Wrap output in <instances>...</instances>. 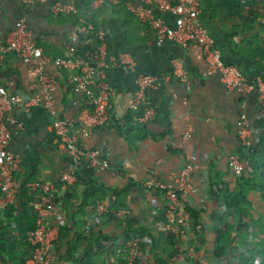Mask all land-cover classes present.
Listing matches in <instances>:
<instances>
[{"label": "crops", "instance_id": "1", "mask_svg": "<svg viewBox=\"0 0 264 264\" xmlns=\"http://www.w3.org/2000/svg\"><path fill=\"white\" fill-rule=\"evenodd\" d=\"M58 2L75 3L78 12L55 13L53 7ZM131 4L140 3L138 0H0V28L4 36L24 19L44 51L43 73L37 70L38 60L26 62L13 49L0 51V86L10 93L44 96L43 74L55 81L52 91L55 114L43 105L28 110L19 107L5 110L6 118L24 123L11 140V149L22 157L20 182L36 171V178L29 183L33 189L36 181L59 184L63 172L75 165L71 199L67 201V190H62V213L49 218L51 223L59 224L61 232L54 264H102L104 254L112 259L117 251L126 250L135 228L148 227L159 215L151 202L160 201V193L149 189L145 182L169 180L188 163L196 168L195 189L184 197L185 201L192 197L199 202L204 186L211 187L212 198L201 214L206 222L213 224L201 239L203 251L209 254L219 240L214 231L215 221L221 217L216 191L227 197V187L233 188L232 159L243 161L249 155V149L238 136L239 117L248 116L252 138L257 144L264 134L260 127L264 108L257 91L231 90L219 73L209 74L208 61L199 46L187 47L173 39L159 41L155 30L131 9ZM155 14L169 27H175V13L155 9ZM83 19H92L102 32L108 59L126 55L135 64L132 68L123 64L107 68V80L113 88L110 119L90 135L79 137L85 155L75 163L50 125L56 118L74 120L89 106L88 100L74 90L67 71L54 64L55 58L68 55L71 48H75L77 57L93 59L97 35L83 28ZM199 21L227 63L240 67L252 80L264 78V0H200ZM177 61L183 63L184 77L175 73ZM139 75L156 79V85L146 87L142 95ZM149 109L153 113L148 117ZM10 126L16 128L13 122ZM140 129H148L150 135L139 138ZM95 150L110 167L92 163L90 154ZM116 188L125 191L127 201L117 219L109 221L106 216L104 228L98 230L93 219L86 217L80 220L79 227L76 216L82 200L90 202L99 191ZM38 196L35 193V201ZM12 205L20 209L21 198L9 202L0 187V228L7 230L8 238L15 234L14 228L19 224L18 219H9L8 208ZM248 215L251 222L264 224V198L257 188L252 191ZM66 225L68 232L63 231ZM92 232L101 234L92 245L94 258L89 257L87 241L75 245L74 255L67 253L69 240L64 235L68 233L72 239ZM145 232V251L154 262L155 242L150 234L154 230ZM156 236L160 238L159 253L167 257L176 250L160 234Z\"/></svg>", "mask_w": 264, "mask_h": 264}, {"label": "built area", "instance_id": "2", "mask_svg": "<svg viewBox=\"0 0 264 264\" xmlns=\"http://www.w3.org/2000/svg\"><path fill=\"white\" fill-rule=\"evenodd\" d=\"M28 2L34 0H27ZM139 5H130L131 9L155 30L159 41L173 39L187 46H199L208 61V73H219L222 80L231 90L244 92L257 91L259 100L264 108V78L250 79L245 72L235 64L227 63L222 51L214 44V39L199 21L200 0H138ZM155 9L171 11L177 15L175 27H169L164 19L155 14ZM55 13H77L75 3L58 2L53 7ZM82 26L87 31L97 35L96 48L93 59L88 60L75 55V48L63 57L54 59L57 68L68 73V80L74 90L83 95L89 106L82 110L76 119L56 118L50 125L56 133L60 143L66 147L78 162L84 155L79 137L88 136L93 129L106 125L111 116L113 88L107 80L106 70L113 65L123 64L134 67V61L126 55L107 57V48L102 32L96 28L92 19H83ZM13 49L26 62L38 60L37 70L44 72V51L22 19L17 28L8 36H4L0 28V51ZM175 73L184 77L183 63H175ZM46 93L44 96H25L23 93H10L4 86H0V187L5 198L10 202L21 192L19 175L22 167V157L11 149V140L15 133L24 127V123L15 118H6L5 110L19 107L28 110L34 105H43L52 114L56 113L52 91L55 89L53 78L43 74ZM139 94L148 86H155L156 79L151 75H139ZM153 109L147 111L151 116ZM264 115L261 117L263 118ZM15 123L16 128L10 126ZM238 136L241 143L249 152L257 145L252 138L253 128L246 114L239 117ZM189 133L187 134L188 137ZM92 163L103 168L110 167L107 160L99 156L95 150L90 154ZM249 161L232 159L231 186L238 187V177L249 168ZM196 171L192 163H188L182 172L172 176L169 180L155 179L145 182L151 190L159 191L160 201H153L151 205L158 210V217L147 226L136 227L134 237L130 241L127 254L122 262L118 257L113 264H155L149 259L145 251L147 239L146 229H153L156 234L171 233L177 238L176 250L167 255L169 264H261L264 253V224L258 225L250 221L248 213L241 220L238 212L230 206L227 197L217 192V204L221 217L215 221V232L219 237L209 254L202 249V236L211 222L201 215L206 203L212 198L211 187L204 186L203 197L196 202L192 197L186 202L184 197L195 189L193 175ZM76 180L75 165L67 168L61 177L62 190H67ZM35 188L40 189L34 209L38 216L37 228L30 232L29 240L34 247L28 259V264H54L57 260L56 247L61 239L59 224L49 221L50 217H57L62 213L63 204L58 197L59 189L56 183L36 181ZM109 199L90 201L87 218L93 219V225L102 230L105 217L109 212ZM120 210L118 214L123 211ZM194 211L200 212L197 218ZM196 224V226H195ZM222 252V253H221ZM212 256V259H211ZM0 264H7L0 253Z\"/></svg>", "mask_w": 264, "mask_h": 264}, {"label": "trees", "instance_id": "3", "mask_svg": "<svg viewBox=\"0 0 264 264\" xmlns=\"http://www.w3.org/2000/svg\"><path fill=\"white\" fill-rule=\"evenodd\" d=\"M78 18V17H77ZM79 20V18H78ZM260 127L264 130V118L261 120ZM140 134L139 138H145L150 135V131L148 129H140L138 130ZM249 168L248 171H245L238 177V187L236 189L227 187V201L230 206H233L240 219L242 220L246 213L249 212L250 204H251V195L252 191L257 188L260 190L262 197L264 198V134L262 136L261 141L249 152L248 155ZM37 172L31 175L28 179H21V192L19 197L21 198V207L17 209L15 205H12L8 208V216L9 219L12 220L14 218L18 219L19 224L16 228H14L15 234L11 237H7V230L0 228V253L3 260L7 264H28V259L33 253L34 247L29 240L30 232L35 230L38 225V216L34 209L35 203V193H40V189H33L29 186V183L36 178ZM62 182L57 184L59 189L58 197L61 199V191H62ZM72 185L67 188L66 191V199L69 201L71 199V191ZM109 199V212L107 213V217L109 221L112 219H117L118 212L124 209L127 206V201L125 198V191L120 188L111 189L107 192L99 191L95 196L94 200L97 201L99 199ZM90 202L87 199H83L79 206V212L76 216L77 225L80 227L82 222L81 219H85L89 212ZM195 217L200 216V212L194 211ZM79 220V221H78ZM196 226V224H195ZM69 227L66 225L63 231L68 232ZM136 230V228H135ZM154 243V253H155V264H168L167 257L159 253L157 250L160 249L158 247V242H160V238L156 236L154 232H150ZM69 234L67 233L64 237L69 240L67 246V253L69 255H74L75 245L81 244V242H88V249L91 253H89L90 258H94L93 256V243L99 239L101 236L100 233L92 232V233H83L80 235H75L72 239L69 238ZM162 238H165L170 246H175L177 243V238L171 233H160ZM222 253V252H221ZM127 251L125 249L117 251L112 256V259L109 258L108 255H103V263L113 264L114 260L119 256L122 257V262L124 261V257L126 256ZM101 264V263H100Z\"/></svg>", "mask_w": 264, "mask_h": 264}, {"label": "rangeland", "instance_id": "4", "mask_svg": "<svg viewBox=\"0 0 264 264\" xmlns=\"http://www.w3.org/2000/svg\"><path fill=\"white\" fill-rule=\"evenodd\" d=\"M260 263H261V264H264V253H263V256H262L261 259H260Z\"/></svg>", "mask_w": 264, "mask_h": 264}]
</instances>
